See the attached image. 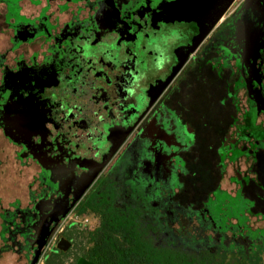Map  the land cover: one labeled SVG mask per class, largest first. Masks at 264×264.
<instances>
[{
	"label": "flooded vegetation",
	"instance_id": "flooded-vegetation-1",
	"mask_svg": "<svg viewBox=\"0 0 264 264\" xmlns=\"http://www.w3.org/2000/svg\"><path fill=\"white\" fill-rule=\"evenodd\" d=\"M263 24L264 0H0V264L71 249L91 207L178 232L212 193L198 144L264 216Z\"/></svg>",
	"mask_w": 264,
	"mask_h": 264
},
{
	"label": "trees",
	"instance_id": "trees-1",
	"mask_svg": "<svg viewBox=\"0 0 264 264\" xmlns=\"http://www.w3.org/2000/svg\"><path fill=\"white\" fill-rule=\"evenodd\" d=\"M91 208L98 215L96 227L76 234L71 249L51 253L43 264H69L80 256L92 264H225V249L208 246L207 229L188 237L168 224L172 216L160 230L163 223L151 225L122 208L113 213Z\"/></svg>",
	"mask_w": 264,
	"mask_h": 264
},
{
	"label": "rangeland",
	"instance_id": "rangeland-1",
	"mask_svg": "<svg viewBox=\"0 0 264 264\" xmlns=\"http://www.w3.org/2000/svg\"><path fill=\"white\" fill-rule=\"evenodd\" d=\"M260 17V14L256 15ZM264 27V24L261 28ZM212 87V86H211ZM216 85H214V88ZM222 87L220 88V92ZM203 146L199 147V144L194 148L195 157L190 156L191 161H196V164H200L201 168L191 166L190 170H198L200 173L196 175L195 181L199 184L210 183L209 192H212L206 196V190L198 193L203 197L206 196L205 203H202V208L194 207L193 210L186 209L184 212L187 213L183 216L185 219H181L179 226L174 225V228L178 231L177 233L185 234V236L190 237L193 234H198L205 229L215 230V233L221 234L225 238V242H210L209 247L213 250L217 248L225 249L227 258H225V264H264V216H249L247 211H252V203L243 199L242 194L238 190L228 193L226 189L220 185H217L220 180V174L218 172V158L212 157L200 151ZM197 152V153H196ZM193 158V159H192ZM264 160V155L263 158ZM213 171V172H212ZM259 181L264 183V168L259 167ZM216 185V186H215ZM215 186V187H213ZM204 190V189H203ZM190 191H187L189 193ZM256 192L251 194L249 190L250 197H254ZM264 196V194H262ZM259 193V199L254 198L252 201H257L255 207L256 212L264 213V198ZM209 213L211 216H190V212L196 215H200L201 212ZM146 220L151 225H158V221L155 220L154 216L148 217ZM189 221V222H187ZM177 223V224H178ZM166 224H162V230ZM158 227V226H157ZM156 228V227H155ZM159 228V227H158ZM206 234V233H204ZM241 234L245 237V240L239 241L242 244L237 243V239L234 237ZM213 237V236H212ZM216 241V240H215ZM245 241H248L247 243ZM69 264H73L74 260L70 258Z\"/></svg>",
	"mask_w": 264,
	"mask_h": 264
},
{
	"label": "water",
	"instance_id": "water-1",
	"mask_svg": "<svg viewBox=\"0 0 264 264\" xmlns=\"http://www.w3.org/2000/svg\"><path fill=\"white\" fill-rule=\"evenodd\" d=\"M222 14H223V11H221V12L217 15L216 19H219V18L222 16ZM216 21H217V20L210 22L209 27H208L207 29H205V30L203 29V30L201 31V33L195 38L193 44H192L191 47H190V52H192V51L196 48V46H197V45L199 44V42L203 39V37L208 33V31L210 30V28L213 27V25L215 24ZM70 247H71V243L68 242V241L65 240V239H60V240L58 241V243H57V250H58V251H61V252H66V251H68V250L70 249ZM74 264H92V263H91L90 261H88V260H87L86 258H84V257H79V258L76 260V262H75Z\"/></svg>",
	"mask_w": 264,
	"mask_h": 264
}]
</instances>
